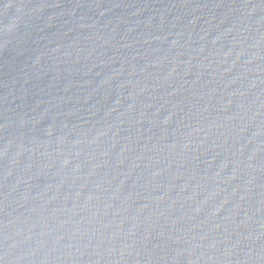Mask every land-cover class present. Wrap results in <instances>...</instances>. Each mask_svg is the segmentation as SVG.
<instances>
[{
	"label": "water",
	"instance_id": "95a60500",
	"mask_svg": "<svg viewBox=\"0 0 264 264\" xmlns=\"http://www.w3.org/2000/svg\"><path fill=\"white\" fill-rule=\"evenodd\" d=\"M0 264H264V0H0Z\"/></svg>",
	"mask_w": 264,
	"mask_h": 264
}]
</instances>
